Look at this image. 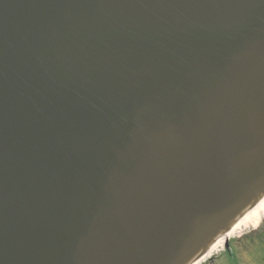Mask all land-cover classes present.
<instances>
[{
    "label": "water",
    "instance_id": "water-1",
    "mask_svg": "<svg viewBox=\"0 0 264 264\" xmlns=\"http://www.w3.org/2000/svg\"><path fill=\"white\" fill-rule=\"evenodd\" d=\"M263 198L264 0H0V264H197Z\"/></svg>",
    "mask_w": 264,
    "mask_h": 264
},
{
    "label": "rangeland",
    "instance_id": "rangeland-1",
    "mask_svg": "<svg viewBox=\"0 0 264 264\" xmlns=\"http://www.w3.org/2000/svg\"><path fill=\"white\" fill-rule=\"evenodd\" d=\"M256 228H259V226H257ZM254 229H255L254 227L250 228L248 231L244 232L241 236L233 237L229 242L230 250L239 253L237 257H241V260L242 258L243 259L246 258L245 253L250 251L252 245L254 246L260 245V247H263L264 245V228H261L260 226V229H258L257 231ZM225 249H226V242H224L223 247L215 255H213L203 264L223 263V261L226 259ZM225 262L226 264H228L227 259L225 260Z\"/></svg>",
    "mask_w": 264,
    "mask_h": 264
},
{
    "label": "bare ground",
    "instance_id": "bare-ground-1",
    "mask_svg": "<svg viewBox=\"0 0 264 264\" xmlns=\"http://www.w3.org/2000/svg\"><path fill=\"white\" fill-rule=\"evenodd\" d=\"M264 219V198L255 206L249 213H247L225 236H223L217 243H215L205 255L202 261H206L209 257L215 255L222 247L224 242L230 241L233 237L241 236L250 228H256Z\"/></svg>",
    "mask_w": 264,
    "mask_h": 264
},
{
    "label": "flooded vegetation",
    "instance_id": "flooded-vegetation-1",
    "mask_svg": "<svg viewBox=\"0 0 264 264\" xmlns=\"http://www.w3.org/2000/svg\"><path fill=\"white\" fill-rule=\"evenodd\" d=\"M260 226L261 228H264V221H262ZM260 226L259 228H256L254 230L257 231L258 229H260ZM225 254L228 264H264V245L263 247H260V245H252L250 251L245 253L246 258H242V260L241 257H237L239 253L230 250V245L225 249ZM225 260L223 261V263L219 264H226Z\"/></svg>",
    "mask_w": 264,
    "mask_h": 264
}]
</instances>
